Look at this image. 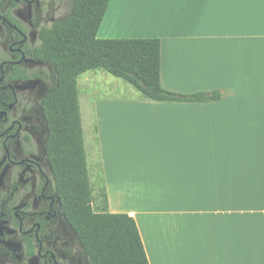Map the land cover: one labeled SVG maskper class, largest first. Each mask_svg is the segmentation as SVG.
I'll use <instances>...</instances> for the list:
<instances>
[{
    "label": "crops",
    "instance_id": "obj_1",
    "mask_svg": "<svg viewBox=\"0 0 264 264\" xmlns=\"http://www.w3.org/2000/svg\"><path fill=\"white\" fill-rule=\"evenodd\" d=\"M97 36L157 37L164 88L222 93L95 104L108 211L150 264H264V0H110Z\"/></svg>",
    "mask_w": 264,
    "mask_h": 264
},
{
    "label": "flooded vegetation",
    "instance_id": "obj_2",
    "mask_svg": "<svg viewBox=\"0 0 264 264\" xmlns=\"http://www.w3.org/2000/svg\"><path fill=\"white\" fill-rule=\"evenodd\" d=\"M73 0H0V264H91L48 155L58 69L45 38Z\"/></svg>",
    "mask_w": 264,
    "mask_h": 264
},
{
    "label": "trees",
    "instance_id": "obj_3",
    "mask_svg": "<svg viewBox=\"0 0 264 264\" xmlns=\"http://www.w3.org/2000/svg\"><path fill=\"white\" fill-rule=\"evenodd\" d=\"M110 0H73L70 13L45 38L46 52L58 80L46 103L48 155L64 209L76 228L91 264H150L135 220L107 208L102 188L100 209L94 195L82 126L78 78L104 70L133 86L140 97L155 101L207 102L219 90L182 94L161 84V40L157 37L97 36Z\"/></svg>",
    "mask_w": 264,
    "mask_h": 264
},
{
    "label": "rangeland",
    "instance_id": "obj_4",
    "mask_svg": "<svg viewBox=\"0 0 264 264\" xmlns=\"http://www.w3.org/2000/svg\"><path fill=\"white\" fill-rule=\"evenodd\" d=\"M78 86L87 161L94 195V208L99 210L103 177L98 175V171L100 174L102 172V164L96 130L95 104L100 100L116 104L130 103L136 99L143 98L139 96L140 93L129 83L104 70H91L81 74L78 78ZM108 144L110 148V137ZM96 173L97 177L94 180Z\"/></svg>",
    "mask_w": 264,
    "mask_h": 264
}]
</instances>
